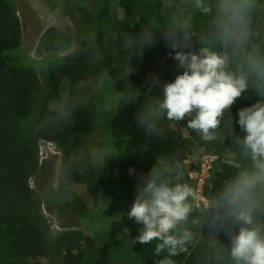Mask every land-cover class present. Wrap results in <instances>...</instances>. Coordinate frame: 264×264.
<instances>
[{
    "label": "trees",
    "instance_id": "1",
    "mask_svg": "<svg viewBox=\"0 0 264 264\" xmlns=\"http://www.w3.org/2000/svg\"><path fill=\"white\" fill-rule=\"evenodd\" d=\"M223 1L230 4V14L221 12ZM74 2L83 21L79 50L57 57L73 41L50 26L36 47L40 60L20 50L23 32L15 0H0V264H40L43 258L56 264H237L231 248L240 228L259 229L264 237V187L232 194L246 175L262 170L257 165H264V157L253 159L238 123L240 110L264 104V0ZM118 8L137 22L136 29L118 19ZM153 9L157 21L152 27L148 13ZM130 34L136 35L134 48L126 45ZM205 50L225 60L228 74L247 81L212 139L189 127L195 113L170 120L160 107L165 85L185 70L174 59L176 53L202 57ZM71 68L79 74L58 115L49 108L38 70L50 89L56 71ZM82 73L114 90L104 116L80 101ZM96 129L98 148L91 150L88 141ZM40 141L54 142L63 153L58 187L50 183L45 194L29 186L39 170ZM140 145L145 152H134ZM80 146L84 155L73 160L72 152ZM199 148L235 152L232 163H223L206 188L207 211L197 207L179 166ZM153 181L189 190V214L170 233L178 239L187 233L177 255H170L167 247L157 254L160 240L141 244L143 225L128 218L138 190ZM73 185L87 188L92 208ZM43 197L90 220L93 236L79 229L53 232L42 212ZM241 210L251 212V225L236 219Z\"/></svg>",
    "mask_w": 264,
    "mask_h": 264
},
{
    "label": "clouds",
    "instance_id": "2",
    "mask_svg": "<svg viewBox=\"0 0 264 264\" xmlns=\"http://www.w3.org/2000/svg\"><path fill=\"white\" fill-rule=\"evenodd\" d=\"M177 60L185 70L174 82L164 87V100L160 104L167 111L170 120H183L195 113L189 127L203 133L205 139H212L213 130L220 126L224 112L230 109L247 88L246 79L225 72V60L215 53L204 51L203 56L176 53ZM239 126L245 131V146L250 149L253 159L264 157V104L257 103L238 112ZM264 170V165H257ZM250 180H242L233 190V195H241L243 189L251 187ZM131 205L129 219L143 225L138 236L141 244L160 240L156 247L159 254L169 248L170 255H177V248L185 243V238H177L170 233L177 224L186 220L190 208L186 204L189 190L181 185L169 187L149 182ZM236 219L244 225L253 223L251 212L241 210ZM184 250V249H181ZM231 255L237 264H264V237L259 229L241 227L233 237ZM161 264H172L162 261Z\"/></svg>",
    "mask_w": 264,
    "mask_h": 264
},
{
    "label": "rangeland",
    "instance_id": "3",
    "mask_svg": "<svg viewBox=\"0 0 264 264\" xmlns=\"http://www.w3.org/2000/svg\"><path fill=\"white\" fill-rule=\"evenodd\" d=\"M75 0H15V9L22 25V42L20 50L27 53L34 59H40L36 52L38 41L44 30L50 26L58 28L60 31L72 38V47L65 53L56 54L57 57L66 58L79 50L83 35L82 14L77 11ZM222 13L232 12L230 4L223 1L220 4ZM118 19L126 24L129 29H136L137 22L128 20L122 8L117 10ZM150 25L156 24V12L151 10L148 13ZM246 35V32H244ZM136 35H128L126 45L128 48L136 46ZM227 71L226 65L223 69ZM41 78V85L50 105L49 108L58 115L64 111V105L69 99L70 89L74 84V77L79 74L77 70L70 69L56 71L57 77L54 78V85L47 89L48 82L42 70H38ZM80 101L92 113L104 116L109 111V106L115 96V92L106 81L96 82L88 73H82ZM94 138L88 141L91 150L98 148L100 130L96 129ZM102 141V140H101ZM134 152L144 153L145 149L140 145ZM84 155V148L73 150L72 159L80 160ZM40 162L39 170L29 181L30 188L36 193H46L47 187L53 184L58 187L59 168L61 166L63 153L58 149L54 142L40 141ZM235 152L229 149L208 151L199 148L188 154L184 162L180 164L182 176L187 185L191 187L192 193L196 196L197 207L201 211L209 209V199L206 196V188L220 172L223 163H232ZM166 166L163 164V167ZM167 167V166H166ZM165 167V168H166ZM167 169V168H166ZM250 180L251 186L264 187V170L255 172L244 177ZM73 191L86 203L88 208L94 205L93 198L84 185H73ZM42 212L51 224L53 232H60L69 229L82 230L87 235L93 236V224L90 220L80 218L52 198L43 197ZM122 258H120L121 260ZM40 264H56L48 259H41Z\"/></svg>",
    "mask_w": 264,
    "mask_h": 264
}]
</instances>
